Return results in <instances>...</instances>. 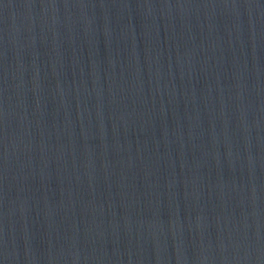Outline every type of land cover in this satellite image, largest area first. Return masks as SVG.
Wrapping results in <instances>:
<instances>
[{
    "label": "water",
    "instance_id": "obj_1",
    "mask_svg": "<svg viewBox=\"0 0 264 264\" xmlns=\"http://www.w3.org/2000/svg\"><path fill=\"white\" fill-rule=\"evenodd\" d=\"M0 264H264V0H0Z\"/></svg>",
    "mask_w": 264,
    "mask_h": 264
}]
</instances>
